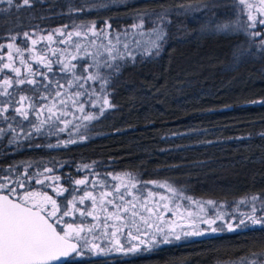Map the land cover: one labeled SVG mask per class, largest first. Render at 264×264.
Wrapping results in <instances>:
<instances>
[{"label": "trees", "instance_id": "trees-1", "mask_svg": "<svg viewBox=\"0 0 264 264\" xmlns=\"http://www.w3.org/2000/svg\"><path fill=\"white\" fill-rule=\"evenodd\" d=\"M84 2L34 0L31 9L0 13V55L9 52L8 43L26 50L32 38L38 40L65 25L71 29L95 23L97 29L111 33L114 42L117 35L125 38L124 33L132 23H140L141 17L143 31L153 26L164 28L160 53L145 55L142 47L131 46L135 60L126 57L119 61L120 71L110 77L107 93L114 107L99 115L100 106L85 102V111L99 118L67 127L60 120L58 126L65 128L64 132L49 135L45 125L42 135L35 133L30 121L38 123L36 116L30 114L29 120H23L14 111L19 105H8L9 111L0 116V128L5 129L0 134V184L21 181V192L35 189L39 184L33 176L52 168L62 187L70 190L57 196L58 201H64L71 198L72 190L75 195L91 190L89 183L96 178L132 173L142 182H165L184 198L220 203L226 215L244 198L257 196L264 204V137L260 135L264 132V105L251 103L264 99V51H256L258 39L253 42L241 30L244 12L238 0H128L129 6L69 12ZM161 14L163 21L158 20ZM105 21L112 25L110 29ZM224 24L229 29L217 32V25ZM24 32H29L30 38L25 39ZM10 35H17V40L11 41ZM73 42L76 40L69 44ZM237 49H243L244 54L234 58ZM4 61L0 59V66ZM34 69L39 82L36 87L45 92L63 89H57L56 82L65 87L71 78L56 63L51 72L43 65ZM75 71L83 74L79 67ZM41 72L49 79L39 75ZM9 74L6 69L0 71V83ZM46 85L50 88L45 89ZM8 91L12 95L0 96V109L7 100L18 101L19 95L32 97L24 102L25 108L46 102L36 98L32 85L14 84ZM75 125H80L78 132H73ZM13 136L15 142L10 145ZM63 140L76 143L47 146ZM37 143L42 146L35 147ZM85 178L84 185L74 183ZM217 227L222 231L182 237L143 255L87 254L73 264H103L105 260L112 264H233L264 244V229L250 222L233 232L220 224Z\"/></svg>", "mask_w": 264, "mask_h": 264}, {"label": "snow or ice", "instance_id": "snow-or-ice-1", "mask_svg": "<svg viewBox=\"0 0 264 264\" xmlns=\"http://www.w3.org/2000/svg\"><path fill=\"white\" fill-rule=\"evenodd\" d=\"M239 3L248 10V23L247 25H241V30L245 31L247 35L253 38L259 37V41L256 47V51H264V31H252L248 32L249 28L256 29L257 25H264V0H239ZM6 4V8H0V13H6L11 9H15L19 12L21 9H31L34 7V0H0V5ZM129 6L128 0H89L77 7L69 8V12H84L91 11L93 9L111 8L118 6ZM260 17L252 15V11ZM164 15L158 16L159 21H163ZM107 28H111L112 25L105 21ZM65 28L68 26L65 25ZM78 29H86V31H68L64 32L60 28L54 30L53 33H48L47 36L42 37L49 41V44L57 43L53 40V35L67 36V40L61 39L58 41L60 44H68L72 41V37L83 38L88 40L90 46L96 48V51H91L89 47L82 46L79 42H73L72 47L74 52H69L68 48L63 49L50 48L53 56H56V60L46 58L43 54L33 58L34 62L47 68L49 72L53 70V64H59L65 75H71L72 79L67 81L69 88L73 86L75 82L77 88H85V82L91 81L93 84H98V88L86 89L84 95L94 96L97 92L100 96L97 100H102V104L99 108V115H103L106 108L114 107L108 99L107 88L111 83L110 77L113 73H118L122 67L119 61L128 59L135 60L134 51L130 48L127 41V37L131 35L129 32H125V41L122 45V49L117 47L120 43V37L117 35L116 42L113 43L111 39V33L107 34L109 40L105 45L103 42L97 44L96 39H89L88 33H91L92 37L103 38L105 33L104 29H97L95 23L92 25H74ZM144 24L141 17V23H132L131 30L134 33H138L140 37H143L146 33L143 31ZM229 29V25H217V32H226ZM34 36V34H32ZM148 40H142L133 37L132 43L137 47H142V54L152 55L153 53L159 55L162 48V42L165 39V30L160 26H153L151 31L147 33ZM25 39L30 38L29 32H24ZM17 35H10L11 41L17 40ZM33 46L37 44L35 38L31 39ZM0 47H3L0 45ZM9 49L8 63H3L0 66V71L8 69L15 73L16 79L4 77L2 83H0V96H10L8 89L21 85H32L35 96L40 101L53 100L51 104L48 103H30L28 108L23 106L26 100H31L32 97L26 95H19V100H7L5 101V107L0 109V116H4L9 111L8 105L17 104L19 106L14 108L16 115L23 120H29L30 114L36 116L37 122H32L31 126L35 133L43 134L44 126H48V134L55 135L57 132H64L65 128L58 126V121L68 114L64 109L67 108L68 100H72V103L76 105L81 113H84L83 102L77 103L82 93L80 91H74L70 93L67 99L64 98V94L57 90L41 91L38 87V81L34 78L37 71L26 63V60L21 58L20 64L27 68L29 75L22 74L21 68L14 66L15 57L12 54V50L15 49V53L23 57L24 49L17 47L14 43H8ZM103 49V51H101ZM28 52H32L31 48L26 49ZM59 52V56H57ZM83 53V55H81ZM243 49H237L233 55L234 58L243 55ZM65 55L70 57V60L65 59ZM2 59V57H0ZM82 60L84 63L76 64L71 61ZM77 67L83 69V73H78L75 70ZM95 69V70H93ZM45 80L49 77L45 73H39ZM29 76L33 78H29ZM64 84L59 81L56 82V88H63ZM50 85H46L45 89H49ZM55 98V99H54ZM56 99H58L59 105L64 106L62 109L57 110ZM92 107H96V100L90 101ZM252 104L264 105V99H257L251 101ZM47 111L48 115L41 119V115L44 111ZM99 116L95 113H85L82 117L85 121H93L98 119ZM5 119L8 117L5 116ZM65 127L69 124V121L63 120ZM77 128L80 125H76ZM9 128L13 133L15 129ZM5 129L0 128V134L4 133ZM260 135L264 137V132ZM29 139L32 138V133L27 134ZM85 137L81 135V139ZM15 142V136L8 140L11 145ZM69 143H76L75 140H63L58 144L47 145L48 147H60L61 145L67 146ZM42 145L37 143L35 147H41ZM88 167V166H85ZM45 171L51 172V169L46 168ZM27 175V174H26ZM4 179H7L6 177ZM54 182L58 181L59 177H49ZM134 178L129 176L127 180H122L121 185H112L115 189V193L112 200H106L105 198L113 195L111 192H101L99 198H97L92 192L82 190L83 195L77 197L72 190L73 194L71 198L65 197L64 201H58L52 195L46 191L37 190H25L20 191L24 187L23 182L18 181L16 184H0V264H73L77 258H84L85 255L90 254L91 257H108L116 255L120 257L138 256L143 255L145 251L152 252L155 248L163 245L172 244L174 241H180L182 236L176 231V226H169L167 229L162 225H156L155 231L150 235H144L146 229L153 228L152 217L155 216L157 220H162L163 217L158 215L157 209L153 207H143L142 211L137 208V203L141 198L139 196H133L131 192L127 190V183ZM85 179H76L74 183L77 186L84 185ZM36 184H44V181L37 178ZM155 183V182H152ZM125 187L124 192H120L121 186ZM158 187H166L164 184H158ZM135 187V183L132 184ZM53 192L56 196H62L65 192L70 191L67 188L54 183L52 186ZM153 194L150 192L149 196ZM125 196H133L132 200H125ZM116 199L123 201L121 204L115 202ZM163 201L165 197L161 196ZM190 199V198H189ZM259 199L257 196H252L251 200L256 201ZM86 200L91 201L90 207H78V205H84ZM148 201L145 200L144 204L147 205ZM209 204L212 201L208 202ZM244 203V201H241ZM108 205L111 206L110 210ZM99 206L100 212L105 213L103 221L98 224H88L81 219L77 222L74 214L79 213L81 218L91 217L94 221H100V216L97 215V207ZM165 209L168 208L167 204H164ZM179 205H176L177 210ZM170 210V209H169ZM203 211V209H201ZM257 209L252 207L251 214H245L247 219H240L235 225L233 223H226L225 226L229 232L236 231L241 226L248 227V222L252 225H258L264 229V215L256 216ZM143 213H147L145 216ZM176 213L173 212V215ZM191 215V213H189ZM137 217L142 224L146 226L142 229L137 223ZM67 218V219H66ZM71 220V222H69ZM216 217L211 219H204L201 217V221L206 223L212 232L222 231L219 227H212L215 223ZM111 222V223H109ZM102 227L103 229L111 228L110 232H104L105 237H110L106 243L97 244L88 240L82 234L87 232H93L95 229ZM192 231H183V237L201 236L205 232L192 225ZM134 229V230H133ZM123 236L124 239L120 237ZM103 264H112L111 261L105 260ZM233 264H264V244L259 246V250H249L248 253L241 255Z\"/></svg>", "mask_w": 264, "mask_h": 264}, {"label": "rangeland", "instance_id": "rangeland-1", "mask_svg": "<svg viewBox=\"0 0 264 264\" xmlns=\"http://www.w3.org/2000/svg\"><path fill=\"white\" fill-rule=\"evenodd\" d=\"M239 3V0H238ZM239 5H241L239 3ZM243 8V14H244V24L247 25L248 23H250L248 21V10L244 8L243 5H241ZM252 15L256 16L258 19L260 18L258 16V14L255 12V10L252 11ZM141 23V22H140ZM64 32H68V31H86V29H78V28H71V29H61ZM144 30V29H143ZM264 31V25H257L256 29H251L249 28V31ZM151 29L145 31V35L143 37H140L138 35V33H136L137 35L133 36L142 40H148L149 36L147 35L148 32H150ZM127 32L131 33V35H129V37H127V41L131 46H136L135 44H133L131 42V36L132 34H135L134 32H132L131 27L129 28V30H127ZM105 35L103 37V41L104 44L107 45L109 40L107 38V34L109 33L108 31L104 32ZM47 36V35H45ZM43 36V37H45ZM88 37L89 39H94L95 37H92L91 33H88ZM132 37V40H133ZM99 41L97 42V44H100L102 42V38L98 37ZM61 39H65L67 40V36H59V35H53V40L57 41V43H52L51 45L49 44V41H47L46 39H42V37H40V39L37 40V44L35 46L31 45L30 48L32 49V52H28L24 51L23 57L17 55L15 53V49L12 50V54L15 57L14 60V66L15 67H19L21 68V72L22 74L25 75H29L27 73V68L24 67V65L20 64V59L23 58L26 60V63L31 66L34 69L35 65H40L34 62L33 58L36 56H39L41 54H43L46 58L51 59L53 61L56 60V56H53L52 51L50 50V48H56V49H63L65 47L68 48L69 52H74L75 49L71 46V44H60L58 43L59 40ZM116 39V38H115ZM256 39H258L259 41V37H257ZM76 40V42H79L82 46L84 47H89L91 51H96V48L93 46H90L88 43V40H85L83 38H77L75 36L72 37V41ZM125 41V38H121L120 39V43L119 45H117V47L119 48V46L122 48V45ZM116 40L113 42L115 43ZM19 47V46H17ZM37 47V48H36ZM22 49V48H21ZM101 51H103V49H101ZM8 54H5L4 56H2L3 59H5V61L3 63H8ZM59 52H57V56H59ZM81 55H83V53H81ZM65 59L66 60H70L71 58L68 57L67 55H65ZM72 62V61H71ZM73 63V62H72ZM42 66V65H41ZM8 70V69H6ZM95 70V69H94ZM8 72L10 73L7 76L4 77H8L13 79V81L16 79V75L15 73H13L12 71L8 70ZM84 74V73H83ZM29 78H33L31 76H29ZM72 79V76L71 78ZM99 85L96 87L95 84H93L91 81L85 82V88H77L75 82L73 83V86L71 88L68 87V85H66L65 87H63V89H60L59 91H61V93L64 94V98L67 99L68 95L74 91H80L82 93L81 97L79 98V100L77 101V103L83 102L84 107H85V102H89L92 100H96V106H100L102 104V100H97V97L100 96V93L97 92L94 96H88V95H84V92L86 89H91V88H98ZM55 99V98H54ZM109 99V97H108ZM53 102V100H49L46 101L45 103L51 104ZM56 103H57V110L62 109L64 106L59 105L58 99H56ZM90 105H92L90 103ZM108 109V108H106ZM65 111L68 112V114L64 117H62L60 120H67L69 121V124L67 126H70L71 124H78L81 123L82 121L84 122L85 120L82 119L83 115L85 113H88L86 111H84V113H81L78 108L76 107V105H74L72 103V100H68V105L67 108L64 109ZM85 110V109H84ZM48 115L47 111L45 110L43 112V114L41 115L43 118L46 117ZM64 125V123H63ZM79 129L76 127V125L73 127V132H78ZM46 169V168H45ZM45 169H43L42 171H39L38 173H36L37 175H34L33 177H35L36 179L39 178L42 181H44V184H39L38 188L35 189H30V190H37V191H46L48 192L50 195H52L54 198L57 199L56 193L53 192L52 190V186L54 183L59 184L60 186V179L58 181H53L52 179H49V177H58V175L56 174V172L52 169V168H48L51 169V172L45 171ZM131 176L134 179L130 182L127 183V190L129 192H131L133 194V196H139L141 199L139 201H135L137 203V208L139 211L143 210V207L147 206V207H153L157 209L158 215L162 216L163 219L162 220H157L155 216L152 217V222L154 227L150 228V229H146L144 235H150L152 232L155 231V226L156 225H162L164 226L166 229L169 226H176V231L178 233L181 234V236L183 237L182 233L183 231L187 230V231H192V225H195L196 228H199L200 230L204 231L205 234H210L213 233L211 231V229L208 227V225L204 222L201 221V217H203L205 220L206 219H211L213 217H216L215 223L212 225V227H217L218 224H220L221 226L225 227L226 223H233L234 225L236 223H238V221L240 219H247L245 214H251L252 212V207L255 206L257 211L255 213L256 216H260V215H264V204H262V202L257 199L256 201H252L251 198H244L239 200L230 210V213L228 215L227 212H225V208L222 204L220 203H214L212 200H204V199H197V198H184L182 197V194H180L178 191H176V189L172 186H170L169 184L162 182V181H148V182H142L140 180H138L136 178L135 175H133L132 173H119V174H113L112 176H110L111 179H104V178H96L94 180H92L89 184V187H91V190H86L89 192H92L97 198H99L101 192H111L113 193V195H110L108 197H106V200H112L114 199L115 195H118L117 193H115V189L112 188V185H121L122 184V180H127V178ZM87 181V180H86ZM155 182V183H152ZM135 183V187H132V184ZM158 184H164L166 185V187H158ZM88 187V188H89ZM125 191V187L122 185L120 188V192H124ZM23 192V191H22ZM152 193V196H149V193ZM83 195L79 194L76 195L77 197ZM133 196H125L124 199L125 200H132ZM163 196L165 197V199L162 201L160 199V197ZM147 200L148 203L147 205L144 204V201ZM212 201L211 204H209L208 202ZM241 201H244V203H241ZM115 202L117 204H121L123 203V201L116 199ZM164 204L168 205V208L165 209L163 207ZM176 205H179V209L177 210ZM91 206V201L90 200H86L84 205H78V207L84 208V207H90ZM260 206H263V209H259ZM110 210H114L111 209V206L108 205ZM170 209V210H169ZM203 209V211L201 210ZM173 212H175L176 214L173 215ZM261 214H258V213ZM189 213H191V215H189ZM97 215L100 216V221H94L91 219V217H84L81 218L79 216V213L74 214L76 217L77 222H79L81 219H84V221L88 224H98L101 223L103 221V217L105 215V213L100 212L99 206L97 207ZM145 216H147V213H143ZM67 219V218H66ZM238 220V221H237ZM71 222V220L69 221ZM111 223V222H109ZM137 223L140 225V227L142 229H145L146 226L144 224H142L139 220V217H137ZM134 230V229H133ZM111 228L109 229H103L102 227L95 229L93 232H87L85 231L82 235L85 236L88 240L93 241L97 244H102V243H106L108 239H110V237H105L103 235L104 232H110ZM203 236V235H201ZM192 237V236H190ZM195 237H199V236H195ZM121 239H124L123 236L120 237Z\"/></svg>", "mask_w": 264, "mask_h": 264}]
</instances>
